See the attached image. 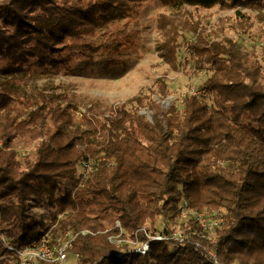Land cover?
Here are the masks:
<instances>
[{"label": "trees", "instance_id": "obj_1", "mask_svg": "<svg viewBox=\"0 0 264 264\" xmlns=\"http://www.w3.org/2000/svg\"><path fill=\"white\" fill-rule=\"evenodd\" d=\"M142 1L0 0L4 231L17 230L12 239L17 245L37 238L40 221L29 205L46 208L48 202L54 222L48 240L72 232L76 264H213L209 250L222 264H264V54L258 59L234 38L193 33L194 65L211 72L200 93L183 96L180 109L163 110L141 93L102 121L76 123L64 107L47 101L21 118L10 110L17 75L33 66L70 69L75 59L103 54L110 45L90 39L104 26L131 18ZM157 1L236 8L257 0ZM169 25L171 33L161 37L173 58L180 35ZM129 103L135 107L128 109ZM143 108L149 117L140 113ZM21 142L34 143L23 168L17 161ZM88 159L94 170L82 179L80 162ZM183 207L214 213L220 225L202 237L192 215L180 217ZM116 221L121 238L139 241L146 222L147 230L167 232L176 225L196 232L182 243L150 240L146 253L128 251L123 259L117 255L122 246L110 239L120 233ZM12 262L0 242V264Z\"/></svg>", "mask_w": 264, "mask_h": 264}, {"label": "rangeland", "instance_id": "obj_2", "mask_svg": "<svg viewBox=\"0 0 264 264\" xmlns=\"http://www.w3.org/2000/svg\"><path fill=\"white\" fill-rule=\"evenodd\" d=\"M170 23L180 35L173 58L168 56L161 37V33H171ZM263 31L264 0L236 8L220 5L170 7L157 0H145L131 18L104 26L90 39L110 45L103 54L91 59H75L70 69L33 66L32 71L17 75L10 110L21 118L37 104L47 101L50 105L64 107L76 123L82 118L102 121L116 106L141 93L151 95L163 110L172 105L180 109L183 96L202 89L211 72L207 66L200 69L194 65L190 52L193 33L209 38H234L244 51L262 59L264 35L260 33ZM4 78L0 74V79ZM161 89L164 90L162 94ZM126 107L133 109L135 104L129 103ZM140 113L149 116L145 108ZM17 153L18 165L23 168L34 155V143L21 142ZM45 205L50 206L48 202ZM30 206L28 211L41 219L40 210ZM181 229L173 227L177 232ZM124 239L131 245L130 237L124 236ZM76 262L75 254L70 253L64 264Z\"/></svg>", "mask_w": 264, "mask_h": 264}, {"label": "built area", "instance_id": "obj_3", "mask_svg": "<svg viewBox=\"0 0 264 264\" xmlns=\"http://www.w3.org/2000/svg\"><path fill=\"white\" fill-rule=\"evenodd\" d=\"M261 42H264V40ZM200 92L201 91H193L191 93L197 94ZM93 170L94 162L92 159L82 160L80 162V173L82 179L87 178ZM81 184L82 183L79 182V185ZM38 209L40 210V214L43 216L41 219H39V236L34 239H27L18 245L12 240L17 230L13 228L9 234L4 231L5 225L2 222V215L0 212V242L12 254V264H40L43 262L62 264L65 263L69 254L71 253L72 241L75 235L70 231H66L63 235H61L60 238L57 239L56 242L50 243L48 236L54 222L51 221V215L49 216L48 214H50L49 211L52 212V209L49 205H47L46 208ZM189 214L192 215L193 219L200 227L202 237L203 235L205 236L206 234H211L214 228H217L220 225L221 220L216 218L214 213H208L205 210L196 212L183 207L180 212V217L184 219L187 218ZM56 216L59 218L61 214L58 213ZM115 226L120 230V233L119 235L111 237L110 239L115 242L117 246H122L121 251H119L117 255L123 259L125 258V253L128 251H136L141 254L146 253L149 248L150 240L182 243L189 237L190 233L193 234L196 232L195 230L188 231V229H181L180 232H177L173 229L168 230L167 232H158L147 230L149 225H145L142 229H140V231L143 233V241L131 238L130 245V243L125 241L127 239H124V237L121 238L123 231L118 221L115 222ZM206 257L213 264H222L220 261H218L216 252L213 250H209L206 253Z\"/></svg>", "mask_w": 264, "mask_h": 264}, {"label": "water", "instance_id": "obj_4", "mask_svg": "<svg viewBox=\"0 0 264 264\" xmlns=\"http://www.w3.org/2000/svg\"><path fill=\"white\" fill-rule=\"evenodd\" d=\"M149 117V116H148Z\"/></svg>", "mask_w": 264, "mask_h": 264}]
</instances>
